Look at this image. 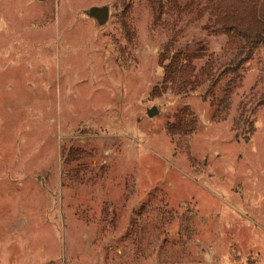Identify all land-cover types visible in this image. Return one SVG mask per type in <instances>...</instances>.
Listing matches in <instances>:
<instances>
[{"label": "rangeland", "instance_id": "1", "mask_svg": "<svg viewBox=\"0 0 264 264\" xmlns=\"http://www.w3.org/2000/svg\"><path fill=\"white\" fill-rule=\"evenodd\" d=\"M0 264H264V0H0Z\"/></svg>", "mask_w": 264, "mask_h": 264}, {"label": "trees", "instance_id": "2", "mask_svg": "<svg viewBox=\"0 0 264 264\" xmlns=\"http://www.w3.org/2000/svg\"><path fill=\"white\" fill-rule=\"evenodd\" d=\"M180 58L179 57H162V63L165 65V77H164V88L169 87V83L175 84L178 82V79L181 76V72L184 73V69H180L179 66ZM195 119L192 117V113L189 111H184L182 115L179 116L175 126H172L173 129H184L186 132L193 130L195 125Z\"/></svg>", "mask_w": 264, "mask_h": 264}, {"label": "water", "instance_id": "3", "mask_svg": "<svg viewBox=\"0 0 264 264\" xmlns=\"http://www.w3.org/2000/svg\"><path fill=\"white\" fill-rule=\"evenodd\" d=\"M86 14L99 24V25H105L109 21L110 17V7L109 5H103V6H92L88 10H86ZM158 110L155 106L150 108L149 114L154 115L157 114Z\"/></svg>", "mask_w": 264, "mask_h": 264}]
</instances>
